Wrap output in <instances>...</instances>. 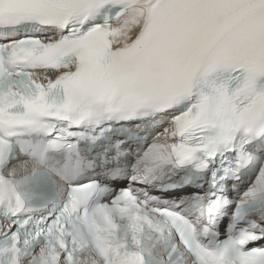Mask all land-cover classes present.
Instances as JSON below:
<instances>
[{
	"label": "snow or ice",
	"instance_id": "obj_1",
	"mask_svg": "<svg viewBox=\"0 0 264 264\" xmlns=\"http://www.w3.org/2000/svg\"><path fill=\"white\" fill-rule=\"evenodd\" d=\"M0 264H264V0H0Z\"/></svg>",
	"mask_w": 264,
	"mask_h": 264
},
{
	"label": "bare ground",
	"instance_id": "obj_2",
	"mask_svg": "<svg viewBox=\"0 0 264 264\" xmlns=\"http://www.w3.org/2000/svg\"><path fill=\"white\" fill-rule=\"evenodd\" d=\"M247 183H248V182H247ZM247 183H246V184H247Z\"/></svg>",
	"mask_w": 264,
	"mask_h": 264
}]
</instances>
